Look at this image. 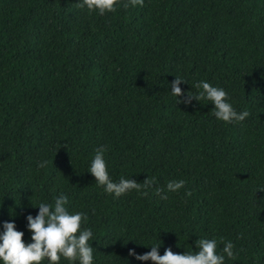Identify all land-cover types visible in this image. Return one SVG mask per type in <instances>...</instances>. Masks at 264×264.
Here are the masks:
<instances>
[{
  "label": "trees",
  "instance_id": "obj_1",
  "mask_svg": "<svg viewBox=\"0 0 264 264\" xmlns=\"http://www.w3.org/2000/svg\"><path fill=\"white\" fill-rule=\"evenodd\" d=\"M81 2L0 0V235L13 223L30 244L26 217L64 194L87 216L93 264H152L129 251L195 252L198 239L223 254L221 238L235 245L224 264H264V0H144L102 16ZM175 77L178 100L205 81L250 115L226 123L207 99L177 103ZM100 147L113 182L154 178L147 195L97 185ZM172 180L185 185L168 192Z\"/></svg>",
  "mask_w": 264,
  "mask_h": 264
},
{
  "label": "clouds",
  "instance_id": "obj_2",
  "mask_svg": "<svg viewBox=\"0 0 264 264\" xmlns=\"http://www.w3.org/2000/svg\"><path fill=\"white\" fill-rule=\"evenodd\" d=\"M127 9L137 5L143 6L144 0H82L79 7L88 10L89 14L93 11L99 15L112 13L116 11V6L121 4ZM184 83L181 78L175 77L171 83V93L176 97L182 95L179 85ZM196 88L202 89L198 95L193 96L189 93L184 94L185 99L177 103L190 104L192 100L207 99L214 105L213 115L226 123L232 121H243L250 113L243 111L237 113L232 105L227 102V93L222 88L214 87L205 81H200L195 85ZM104 147L96 149L94 158L88 172L95 178L98 186H103L104 190L115 197H120L133 190L147 195V189L154 185V178L145 179L143 183H137L131 179L121 178L118 183L111 179L104 159ZM47 161L38 164V167H45ZM185 185L183 180H172L166 185L168 192H178ZM163 189L157 188L156 194L161 199H167ZM186 195H191L186 192ZM68 197L61 194L55 198L53 204L40 203L39 212L35 218L31 215L26 217L28 230L32 233L31 243L25 245L22 237L23 233L15 230L13 223H4V232L0 235V261L3 264H41L45 258L50 264H58L61 257L68 261L79 259L80 264H93V248L89 241L93 236L91 229L81 228L82 220L86 221L87 216L82 213L71 214L68 212L66 205ZM222 249L223 254L217 253V240L198 239L196 241L197 251L174 254L171 249H165L164 255L158 254V245L152 246L151 251L144 255H136L133 250L129 251V256H134L139 261H152V264H224L225 255L227 258L235 260L236 254L233 249L235 245L231 241L225 242Z\"/></svg>",
  "mask_w": 264,
  "mask_h": 264
}]
</instances>
